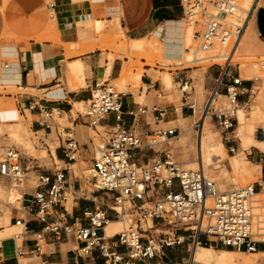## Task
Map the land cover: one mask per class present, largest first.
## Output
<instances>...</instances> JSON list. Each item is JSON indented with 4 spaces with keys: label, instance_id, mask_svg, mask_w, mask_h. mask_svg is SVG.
Segmentation results:
<instances>
[{
    "label": "crops",
    "instance_id": "obj_1",
    "mask_svg": "<svg viewBox=\"0 0 264 264\" xmlns=\"http://www.w3.org/2000/svg\"><path fill=\"white\" fill-rule=\"evenodd\" d=\"M54 1L55 6H51L48 0H0V87H4V90H0V150L7 146L8 136L6 133L2 134L5 131L3 124L18 121L20 114L27 119L21 126L20 138L29 147L28 156H35L28 159L22 157L23 164L28 168L24 185L20 186L21 197L17 198V204L1 199L11 185L12 179L0 175V217H5L9 221L7 229L19 228L14 223L15 217H25L30 225V231L19 238L10 236L2 239L0 264H40L42 257L48 259V264H106L104 257L97 250L90 255L81 254L80 242L75 237L42 231L43 225L28 209V204L38 190L37 175L39 173L53 175L57 170L64 169L71 188L86 189V198H74L68 207L73 216L72 221L74 217L80 216L82 221L86 222L82 218L86 207L106 208L110 205L112 200L105 192L95 191L93 186L89 189L75 174L79 158L86 163L87 174L88 170H91L89 174L95 172L90 163L93 164L101 147L96 144L94 137H87L92 127L90 117L79 113L78 103L89 101L96 81L119 79L125 84L124 78L128 74L130 61L128 54H132L127 53L130 50L128 48L130 39L152 38L158 41V38L168 49L163 55L169 58L173 55L177 58L184 56L183 47L188 32L185 29V9L182 0ZM252 12L250 23L242 38L244 39L247 34L245 41L248 49L264 53V0H257ZM93 27L97 31L107 30L111 34H115L117 30L116 40H121L119 45L123 54H119L117 49L106 47L100 37H96L95 32L91 31ZM88 37H96V40L88 41L86 40ZM239 50L235 56L239 55ZM132 52L141 51L137 49ZM114 54L116 56L111 58L110 55ZM142 62L146 63V60L142 59ZM201 69L199 77H195L194 72L200 68L187 67L176 71L177 82L178 77L192 78L190 82L192 89L189 94H184L181 106L167 98L162 80L154 77L151 65L145 64L144 70L140 73L134 72L137 81L143 85L138 89L124 91L121 108L123 123L127 126L135 125L143 137L162 128L175 126L179 130L174 137L156 146L155 149H137L135 159L138 162L163 158L166 153H172L178 160L184 162L198 156L201 129L197 134L193 133V129L197 128L195 124L200 120L196 117L201 112L203 101L205 103L210 91L216 86L220 73L218 65ZM228 70L236 74L238 67L231 65ZM239 72L242 75L241 67ZM106 73L108 78H105ZM75 75L79 77L78 80H74ZM255 77L259 79L263 76ZM244 79L246 88L252 86L256 88L257 83L253 78ZM166 80L170 86H174L171 72L167 73ZM8 87L15 89L9 90ZM260 92L263 94V90ZM254 93L255 91L251 93L250 98L248 94L241 95L240 101L252 100ZM30 103L37 105L32 108ZM192 103L196 107L195 113L190 108ZM9 104L15 106L9 108L7 107ZM153 105L165 110L163 118H158L157 112L151 111ZM45 107L59 110L58 117L64 118V122L58 121L55 114L47 118L41 111V108ZM140 107L148 109L141 113ZM258 111L260 117L263 113L262 108L258 107ZM29 118L31 123L28 122ZM46 121L51 123V128L45 126ZM117 122L116 113L111 112L100 119L99 126L108 132ZM239 124L240 118L235 132ZM259 126L264 129L263 125ZM256 129L257 127L252 135L254 143L245 148L247 151L245 153L255 162L252 163L256 165L257 174H260L262 169L263 182L257 184H261L263 187L260 191H264V139L256 137ZM32 132L38 134L44 146L42 149L38 148L36 140L29 136L28 133ZM232 136L226 139L228 147L235 145L239 150L240 145L234 143L235 137ZM70 138L78 142V156L75 160H70L65 153ZM39 155L41 157H38ZM231 157L230 167L234 171H240L233 163L234 156ZM224 166V172L228 174L229 167L225 164ZM220 186L228 187L225 183ZM5 231L4 226L0 225V233ZM107 234L110 233L107 231ZM37 240L42 244V256L17 254L19 249L33 247ZM222 247L202 244L192 248V244L188 242L166 247L160 256L136 261L135 264H180L184 260H188V264H230L228 254L235 249ZM258 252L264 254V242H261L258 250L252 253ZM157 257L164 260H158ZM22 259L27 261L23 262Z\"/></svg>",
    "mask_w": 264,
    "mask_h": 264
},
{
    "label": "built area",
    "instance_id": "obj_2",
    "mask_svg": "<svg viewBox=\"0 0 264 264\" xmlns=\"http://www.w3.org/2000/svg\"><path fill=\"white\" fill-rule=\"evenodd\" d=\"M48 2L55 6L54 0ZM182 3L185 18L196 28L199 48L218 51L209 59L223 60L211 64L218 65L220 73L195 127L200 130L203 117H209L225 139H229L239 123V107L251 101L241 102L240 96L248 94L250 98L256 89L244 86L245 79L239 72L241 65L233 62L247 27L249 12L240 6V0H182ZM231 65L238 67L236 74L228 70ZM191 80V77H178L184 94H189L192 89ZM124 94L110 80L96 81L87 111H79L90 117V125L97 133H100V119L107 113H116L118 122L109 129L108 137L93 161L92 186L95 191L105 192L111 198V204L106 208L86 207L82 217L86 222L80 216L72 221L67 206L69 197L86 198V189L71 188L64 169L53 175L39 173L36 179L38 190L28 209L43 225L42 231L75 237L80 242L81 254L90 255L97 250L106 264H135L160 256L166 247L188 242L192 248L205 244L249 252L258 250L259 244L264 242L260 238L264 227L257 228L254 222L256 183L221 190L216 180L207 175L203 162L202 166L190 167L172 153L138 162L135 159L137 149H155L179 130L175 126L162 128L143 137L135 125L123 123ZM36 105L30 103L32 108ZM190 108L196 112L193 103ZM147 109L140 107L139 111L145 113ZM41 111L47 118L60 113L47 107ZM151 111L157 112L160 119L165 116V110L157 105H153ZM45 126L51 128V123L46 121ZM65 149L70 160L77 158L78 142L74 138L67 141ZM229 149L232 152L238 150L235 145H230ZM22 160L17 148H9L5 157L0 159V175L23 186L28 167ZM116 219L126 221L127 226L107 235V225ZM164 221L174 225V229L157 233L156 223ZM14 223L19 228L12 237L19 238L30 231L25 217H15ZM17 254L42 256V244L37 240L33 247L19 249ZM40 264H48V259L42 257Z\"/></svg>",
    "mask_w": 264,
    "mask_h": 264
},
{
    "label": "rangeland",
    "instance_id": "obj_3",
    "mask_svg": "<svg viewBox=\"0 0 264 264\" xmlns=\"http://www.w3.org/2000/svg\"><path fill=\"white\" fill-rule=\"evenodd\" d=\"M243 1L244 0H240L241 5L246 4ZM184 21H185V29L188 32V34L191 32V30L192 31L194 30L193 34H195L196 28L194 27V25L191 23H188L186 18L184 19ZM92 30L95 32L96 37H100L102 43H105L106 47H109V48L115 49V50L117 49L119 54H123V53H121L122 51H121L120 45H119L121 40L120 39L116 40V35L118 34L117 30H116L115 34H111L107 30L97 31V30H95L94 27L91 29V31ZM246 36H247V34H245L244 39L242 40L241 47L239 50V55L234 56L233 61H234V63L240 62L241 70H242V77L253 78L254 82L257 83L256 90H255V93L252 97V100L249 102L248 105H245L242 108H240L241 107L240 106L239 107L240 110L238 111L239 115H241L240 121L244 122L246 124H249L252 127H250V129H249L250 132L246 133V132H243L239 126L237 131L232 133V135H233L232 137H235L234 143L236 145H240L239 150L232 152V151H230V149L228 147L227 140L225 139L224 135L221 133V131H220L219 127L217 126V124L215 123V121L213 119L207 120L208 123L206 126V133H207L208 137L210 138V144L214 147L219 142H222L223 144L225 143L224 145L226 148V153L220 152L218 157L215 159V161H212V160L207 161L205 159L203 163L205 165L204 168H205V171H206L208 176L214 178L213 176L216 175L217 178H214V179L216 180L219 187H220V185H222L224 183L227 184V186H228L225 189H230V188H234L236 186H244V185L256 183L257 192L259 193L258 196L260 197V201L257 200L256 195H255L254 212H259L261 214H264V191H260L261 190L260 188L263 186H260L259 184H257L258 182H263L262 169H261L260 174L256 173V171H257L256 165L253 164L255 162L251 161L250 158L247 157L248 156L246 154L247 151L244 150V148L249 147L254 143L252 141V135H253L254 129L256 127H257V129L255 130L256 137L264 139V129L261 126H259V125L264 126V53L254 52V51H251L250 49H248V47L246 46V41H245ZM96 37H88V38H86V40H88V41H91L93 39L96 40L95 39ZM157 40L160 41L158 38H157ZM195 40L196 41H195L194 45L197 48V52H195V54H193L192 56H187L186 54H184L183 57L180 56L179 58H177V56H174V55L169 58L165 54L164 55H163V53L160 54L157 51L151 52L150 50H148V51L140 50L141 51L140 53H133L131 50H129L127 53H132V54H128L130 56V61L128 63V65H129L128 74L124 78L125 84L123 82H121L119 79L112 80L111 83H113L117 87V89L121 90V91L138 89L140 86L143 85V83L142 82L140 83L137 81V78L134 76L135 75L134 72L140 73L141 70H144V65L149 64L153 68L154 77L160 78L162 80L163 86H164L165 91L167 92V95H168L167 98L171 102H177L178 106H181L182 105V99L184 98V93L180 88V83L177 82V80L175 79L176 71L179 69L187 68V67L200 68V70L194 72V76L199 77L201 75V72H202L201 68H208L214 62H223V60L219 59V58L214 59V60H210L209 56L217 54L218 51H205L204 49L199 48L198 39L195 38ZM161 43H163V42H161ZM114 56H116V54L110 55L111 58H113ZM142 59H145L146 63H143ZM155 69H157V70L155 71ZM168 72L172 73L173 81L175 82L174 86H170L166 80V76H167ZM212 73H214L213 70H212ZM255 75L263 76V77L257 79L255 77ZM105 78H108L107 73L105 74ZM78 79H79V77L75 75L74 80H78ZM195 84H196V82H195ZM129 85L131 86V88H128ZM8 89L13 90V89H15V87H8ZM0 90H4V87L1 86ZM189 90L191 91V89H189ZM261 90H263V94L260 92ZM205 99H206V97H205ZM224 101H226V98H224ZM203 103H204V101H203ZM203 103H202V106H203ZM252 104H254V105H252ZM88 105H89V101L84 102L82 104L78 103V110L82 111V112H86ZM250 105H251V107H250ZM12 106H15V105L14 104L7 105V107H9V108H12ZM258 107H261L262 111H263V113L260 117H259ZM201 110H202V107L200 108V111ZM200 116H201V112H199L196 119H199ZM55 118L62 123L64 122V118L58 117L57 113L55 114ZM26 120L27 119L23 115L19 114L18 121L3 124L5 131L2 132V134L6 133L8 137L6 139V142H7L6 148L0 150V159L5 157L6 152L11 147L17 148L19 154L23 157V159L35 157V156H28L27 152L30 154L29 147H28L27 143L25 141H23L22 138H20V135H19L20 132L22 133L21 126L24 125ZM16 122H18V124H15ZM28 122L31 123L30 118H29ZM98 130L100 131V133H97V131L91 127L89 129L87 137H94L96 144H99L102 147L103 143L105 141L104 138L108 137V132L101 126L98 127ZM198 130H199V128L193 129V133L197 134ZM188 132L189 131H187V133ZM28 134L32 139L36 140L38 148L42 149V147H44L42 145V143L40 142L38 134H36L34 132L28 133ZM95 150H96V148H94V151ZM231 156H234L233 160L245 158L247 160V166L242 165L241 169H239L240 171H234L230 167V163L232 161ZM38 157H41V155H39ZM46 157L48 158L49 156L46 155ZM57 162H59V161H57ZM77 162H78V170L75 171L73 168L72 169L75 171V174L77 175V177L82 180L83 185L88 187L89 189H92L91 181L93 179L95 172L89 174L91 172V170H88V174H87V172L85 171L86 163L83 162L81 160V158H79ZM90 164H91V166H93L92 163H90ZM224 164L229 167L230 171L228 174H225V172H224V167H225ZM198 165L199 164L196 163L195 166L197 167ZM20 186L21 185L19 183H16L15 180H12L11 185L6 189L5 195L3 197H1V199L4 201L11 202L12 204H17V198L21 197ZM72 203H73V196L70 195L67 206L69 207ZM257 203H260V204L262 203L263 206H260L259 209L256 210V207H257L256 204ZM262 218L264 220V215L262 216ZM254 220H255V222H257V220H258L257 214H256V217L254 218ZM119 222H120V229L121 230L127 226L126 221L121 220ZM262 223H263L262 225H264V221H262ZM8 224H9V221L7 220V218L0 217V225H3L4 228L6 229V231L4 233H0V239H3V238L6 239V238L10 237L16 230H18V228L7 229ZM155 228L157 229L156 230L157 233L167 232V231H172L174 229V225H170L166 221H164L161 223H156ZM262 231H264V230H262ZM181 232H183V231H181ZM113 233H115V230H113L110 234H107V235H112ZM260 238L264 239V234L260 235ZM214 240H216V239H214ZM224 248H227V247H224ZM228 255L230 258L234 259L235 261H237V260H246V261L249 260V261H255L258 264H264V254L263 255H256V254H253L252 252H249V251L235 250L234 253H229ZM156 259L164 260L162 257H157ZM22 261L26 262L27 259H22ZM187 261L188 260H184L180 264H188Z\"/></svg>",
    "mask_w": 264,
    "mask_h": 264
},
{
    "label": "bare ground",
    "instance_id": "obj_4",
    "mask_svg": "<svg viewBox=\"0 0 264 264\" xmlns=\"http://www.w3.org/2000/svg\"><path fill=\"white\" fill-rule=\"evenodd\" d=\"M243 2H245L246 4H242L241 5V3H240V6L244 9V11H248L249 12V15L247 16V21H248V23H250L251 13H252L253 7H254L255 3L257 2V0H244ZM248 23H247V26H248ZM193 32H194V30L193 31L191 30V32L187 35L186 43L184 44V47H183L184 54H186L187 56H192L193 54H195V52H197V48L194 45L195 41H196L195 40L196 35L193 34ZM128 48H130L131 51H134V50H137V49L144 50V51L150 50L151 52H153V51L156 52L157 51L160 54H162L164 51L168 50V49H166V47L163 44H161L159 41H156V40H154L152 38H150V39H148V38H145V39H130L129 44H128ZM174 50H177V48H174ZM238 50L239 49H237V51ZM237 51H236V53H237ZM239 118H241V115H239ZM206 120H210V118L206 117L205 119H203V122L201 123L199 154L194 159H190V160L186 161V164H188L190 167L196 168V166H195L196 163L199 164L198 166H202V162H204L205 159L207 161H210V160L215 161V159L218 157L220 152L226 153L225 145L222 142H219L214 147L210 144V138L208 137V135L206 133V126H207V123H208V121H206ZM240 124H239V126H240V128L242 129L243 132H246V133L250 132L249 129L252 126H250L249 124H246L244 122H241V121H240ZM244 150H245V148H244ZM233 163H234V165H235V167L237 169H241L242 165H246L247 166V160L245 158L236 159V160H234ZM203 166L205 167L204 163H203ZM213 177L217 178L216 175H214ZM220 189L221 190H228V189H225V188L222 189L221 186H220ZM255 195H256L257 200L260 201V197L258 196L259 193L256 192ZM256 206H257L256 207V210H257V209H259L260 206H263V205H262V203L261 204L257 203ZM254 214H255V217H256V214L258 216L257 222H255V220H254V222L256 224V227L257 228L264 227V225H262L263 224L262 223V221H263L262 216L264 214H261L259 212H254ZM113 230H115V232H119V231L123 230V229L122 230L120 229V222L118 221V219H116V221H111L109 223V225L107 226L108 233H111ZM238 251H246V250H238ZM229 253H234V251H230ZM256 255H263V253L258 252V253H256ZM229 259H230V262H229L230 264H258L255 261H249V260H247V261L246 260H237V261H235L232 258H229Z\"/></svg>",
    "mask_w": 264,
    "mask_h": 264
}]
</instances>
